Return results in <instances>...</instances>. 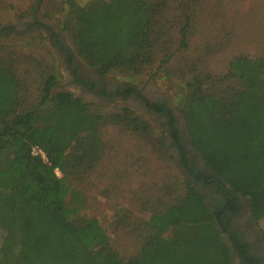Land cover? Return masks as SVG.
Returning a JSON list of instances; mask_svg holds the SVG:
<instances>
[{"label": "trees", "instance_id": "16d2710c", "mask_svg": "<svg viewBox=\"0 0 264 264\" xmlns=\"http://www.w3.org/2000/svg\"><path fill=\"white\" fill-rule=\"evenodd\" d=\"M68 1L61 29L69 32L74 55L99 74L134 76L159 54L160 64L170 59L157 52L172 27L164 18L159 24L166 0ZM184 17L181 46L189 22ZM84 27L92 33L89 40ZM8 52L0 55V264H233L237 247L215 215L234 205L233 194L251 196L252 213L264 212V42L258 56L237 55L224 73L197 72L187 82L184 116L192 145L210 154V171L188 166L187 150L179 147L184 192L142 219L135 228L139 242L128 257L111 244L97 218L79 215L82 194L66 174L98 160L104 125L119 124L144 138L151 124L126 106L101 112L68 91L53 92L57 73L48 63L40 65L33 80L38 95L29 100L21 94L28 87L19 75L23 55ZM154 108L163 111L162 104ZM33 146L44 157L34 155ZM197 183L221 191L225 200L206 203Z\"/></svg>", "mask_w": 264, "mask_h": 264}, {"label": "rangeland", "instance_id": "374dc122", "mask_svg": "<svg viewBox=\"0 0 264 264\" xmlns=\"http://www.w3.org/2000/svg\"><path fill=\"white\" fill-rule=\"evenodd\" d=\"M89 1L71 0L79 5ZM166 2L164 17L159 24L164 18L172 27L167 30V37L160 41L157 52L170 55V59L160 64L159 54L151 67L134 76L116 70L100 75L110 83L140 88L169 107L172 114L165 117L156 115L135 100L116 98L108 101L89 97L92 102L88 103L94 104L93 109L96 106L97 111L117 110L121 106L130 108L151 124L152 132L148 137L139 138L122 125H104L101 133L104 145L98 160L85 166L81 172L69 168L66 174V182L82 194L79 215L97 218L111 244L123 257L135 252L139 242V231L135 228L143 222L142 219L153 210L179 199L184 192L181 181L187 174L179 163V147L175 145L168 122L175 123L178 135H185L188 149L184 144L183 148L191 154L193 165L196 162L199 166L196 170L210 171L205 162H208L210 154L203 149V155L199 147L192 145L193 137L184 116L182 102L187 82L197 72L224 73L229 61L237 55L258 56L264 42V0ZM69 8L68 0H0V29L8 27L7 31H10V34L4 30L0 32V55L8 54L10 50L23 55L24 61L19 60L18 64L19 75L28 80V87L21 94L31 101L38 95L33 80L39 78L40 65L45 63L53 65L57 73L54 92L77 89L70 84L67 68L57 52L58 39L52 34L54 30L61 32L63 42L74 53L70 34L63 31L60 24ZM184 16H189V22L186 45L181 46L179 29L186 21ZM84 29L85 39H91L90 29ZM56 172L62 176L58 170ZM197 188L202 189L203 186L197 183ZM239 196L246 203V221L250 214L257 219L255 224L264 234V212L252 213L251 196ZM1 235L0 230V238Z\"/></svg>", "mask_w": 264, "mask_h": 264}, {"label": "flooded vegetation", "instance_id": "af4514ba", "mask_svg": "<svg viewBox=\"0 0 264 264\" xmlns=\"http://www.w3.org/2000/svg\"><path fill=\"white\" fill-rule=\"evenodd\" d=\"M5 32L8 31L5 30ZM52 34L54 36L56 35V38L58 39L57 43L59 44H57V52L61 58L60 60L62 61V64L67 68L70 84L77 88L72 91L68 89L62 91L70 92L73 97L80 98L83 102H92L89 97H93L96 100L108 101L122 98L124 100L138 101L142 103L148 111L159 116L165 117V115L170 116V114H172L169 107L158 102L156 99H153L140 88L108 82L104 76L98 73L97 68L87 66L82 63L76 55H74V53L63 42V34L61 32L54 30L52 31ZM131 88L132 90H130ZM146 102H148L150 106H147ZM157 104H162L163 111L154 108V105L157 106ZM170 123L175 127L174 122ZM185 140L186 137L184 134H179V138L177 139L174 138L176 146L183 147L184 144L187 148ZM185 155L188 158V166L199 168L196 162L194 165L191 162L192 158L189 151ZM198 186L203 185L198 183ZM200 190L205 202L212 206L216 205L217 202L225 200L224 194L212 186H203ZM233 195L234 205L232 207L226 206L223 211L217 209L215 218L217 219L218 214L221 215V219L227 226V233L230 237L229 240H227L230 243L234 241L237 247V250L235 251V264H264V234L258 229L255 220L250 214L248 217L249 220L246 221L245 215L248 214V211L244 199L239 195Z\"/></svg>", "mask_w": 264, "mask_h": 264}, {"label": "built area", "instance_id": "2783aa9c", "mask_svg": "<svg viewBox=\"0 0 264 264\" xmlns=\"http://www.w3.org/2000/svg\"><path fill=\"white\" fill-rule=\"evenodd\" d=\"M31 152H32L34 155H40L41 157H44V153H43V151H42L39 147H37V146H33V147L31 148Z\"/></svg>", "mask_w": 264, "mask_h": 264}, {"label": "water", "instance_id": "95a60500", "mask_svg": "<svg viewBox=\"0 0 264 264\" xmlns=\"http://www.w3.org/2000/svg\"><path fill=\"white\" fill-rule=\"evenodd\" d=\"M225 237L229 240V234L227 232H224Z\"/></svg>", "mask_w": 264, "mask_h": 264}, {"label": "crops", "instance_id": "0c3cea01", "mask_svg": "<svg viewBox=\"0 0 264 264\" xmlns=\"http://www.w3.org/2000/svg\"><path fill=\"white\" fill-rule=\"evenodd\" d=\"M216 219V218H215ZM255 220V219H254ZM255 223H257V220H255Z\"/></svg>", "mask_w": 264, "mask_h": 264}]
</instances>
